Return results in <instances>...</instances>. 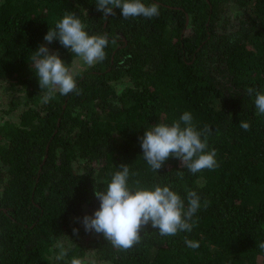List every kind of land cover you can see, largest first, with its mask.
<instances>
[{"label":"trees","instance_id":"obj_1","mask_svg":"<svg viewBox=\"0 0 264 264\" xmlns=\"http://www.w3.org/2000/svg\"><path fill=\"white\" fill-rule=\"evenodd\" d=\"M144 2L159 15L125 19L114 9L103 18L96 0H0V264H264V116L246 92L264 90V0ZM66 11L89 34H107L103 62L88 67L44 40ZM41 44L68 64L80 95L42 101L30 66ZM185 111L211 126L218 167L193 174L170 157L152 171L139 137ZM121 163L136 173L130 184L168 185L185 202L196 191L192 231L148 227L126 251L86 232L94 190ZM61 242L68 256L57 260Z\"/></svg>","mask_w":264,"mask_h":264},{"label":"clouds","instance_id":"obj_2","mask_svg":"<svg viewBox=\"0 0 264 264\" xmlns=\"http://www.w3.org/2000/svg\"><path fill=\"white\" fill-rule=\"evenodd\" d=\"M96 8L103 13V18L115 15L114 9H119L125 19H151L159 15L158 4H146L144 0H96ZM44 40L49 44L58 40L88 67L106 59L105 48L109 44L107 34H89L80 17L71 11H66L55 22L54 28H49ZM31 61L44 103L51 101L57 92L62 96L81 94L74 74L58 52L50 51L45 44H41L33 52ZM246 92L250 97L254 96L256 115L264 116V90L249 87ZM193 121L192 113L185 111L171 124L159 122L146 128L139 140L142 156L152 171L157 172L170 157L178 159L180 167L193 174L218 167L216 150L209 149L208 145L211 126L205 124L203 128H198ZM240 127L250 130L248 122L241 121ZM117 168L106 181L105 190H94L99 207L80 221L86 232L102 234L113 247L126 251L141 241V231L148 227L158 229L161 236L192 231L193 217L201 208V199L196 191L189 190L185 202V198L168 185L148 187L139 180L130 184V175L135 176L136 173H130L128 164L121 163ZM177 174L183 178V172L178 171ZM204 206H207L206 201ZM78 231L73 228L74 234ZM185 244L192 249L199 247L197 241L187 238ZM56 247L59 249L56 259L64 260L68 249L62 242ZM258 247L264 250V242H260ZM70 264H82V260L72 257Z\"/></svg>","mask_w":264,"mask_h":264},{"label":"rangeland","instance_id":"obj_3","mask_svg":"<svg viewBox=\"0 0 264 264\" xmlns=\"http://www.w3.org/2000/svg\"><path fill=\"white\" fill-rule=\"evenodd\" d=\"M229 12L231 13V9L228 10V13H229ZM234 18H235V17H234ZM234 18L231 17V20L234 21V20H235ZM79 63H80V60L77 59V60H76V64L79 65ZM1 121H2V118L0 119V122H1Z\"/></svg>","mask_w":264,"mask_h":264}]
</instances>
